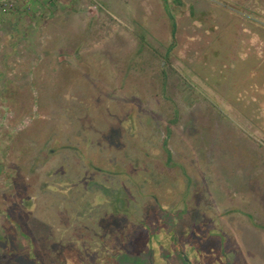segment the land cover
Masks as SVG:
<instances>
[{
	"label": "rangeland",
	"instance_id": "374dc122",
	"mask_svg": "<svg viewBox=\"0 0 264 264\" xmlns=\"http://www.w3.org/2000/svg\"><path fill=\"white\" fill-rule=\"evenodd\" d=\"M0 264H264V0H0Z\"/></svg>",
	"mask_w": 264,
	"mask_h": 264
},
{
	"label": "crops",
	"instance_id": "0c3cea01",
	"mask_svg": "<svg viewBox=\"0 0 264 264\" xmlns=\"http://www.w3.org/2000/svg\"><path fill=\"white\" fill-rule=\"evenodd\" d=\"M241 116L243 117V114L241 113Z\"/></svg>",
	"mask_w": 264,
	"mask_h": 264
},
{
	"label": "trees",
	"instance_id": "16d2710c",
	"mask_svg": "<svg viewBox=\"0 0 264 264\" xmlns=\"http://www.w3.org/2000/svg\"><path fill=\"white\" fill-rule=\"evenodd\" d=\"M173 26V25H172Z\"/></svg>",
	"mask_w": 264,
	"mask_h": 264
}]
</instances>
